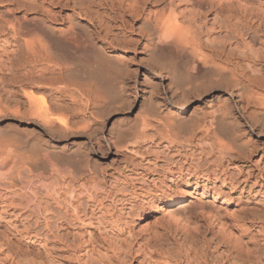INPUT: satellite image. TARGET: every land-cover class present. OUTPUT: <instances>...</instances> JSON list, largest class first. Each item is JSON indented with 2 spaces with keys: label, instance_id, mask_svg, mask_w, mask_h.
I'll return each mask as SVG.
<instances>
[{
  "label": "rangeland",
  "instance_id": "obj_1",
  "mask_svg": "<svg viewBox=\"0 0 264 264\" xmlns=\"http://www.w3.org/2000/svg\"><path fill=\"white\" fill-rule=\"evenodd\" d=\"M90 2L92 15H77L79 0H0V143L15 142L18 156L38 157L20 174L0 166V264H264V128L252 120L264 114V0L231 14L218 12L228 3L211 7L210 0ZM162 12L177 15L178 39L191 48L164 53L173 75L151 70L146 27L139 25ZM41 19L56 32L72 28V20L85 24L106 50L128 42L120 51L125 95L109 94L98 105L42 83L20 87L18 65L32 59L11 30L21 27L31 37ZM215 48H223L224 76L204 69ZM30 67L42 79V61ZM87 69L76 66V81L91 82ZM172 81L185 97L170 98ZM45 108L53 123L42 117ZM174 112L179 134L165 128ZM223 113L239 122L237 145L209 132ZM51 149L53 166L43 169ZM176 190L192 194L182 202L186 228L163 214L165 197ZM222 198L229 203L221 205ZM201 208L233 220L242 241L216 234L199 219ZM136 212L142 220L133 225Z\"/></svg>",
  "mask_w": 264,
  "mask_h": 264
},
{
  "label": "bare ground",
  "instance_id": "obj_2",
  "mask_svg": "<svg viewBox=\"0 0 264 264\" xmlns=\"http://www.w3.org/2000/svg\"><path fill=\"white\" fill-rule=\"evenodd\" d=\"M56 1L60 2V1H68V0H56ZM250 2L251 0H210L209 4L212 7L213 4H217L219 6L222 5V3L224 4L228 3L225 6L222 5L224 6V8L219 6L220 8H218L219 10L218 12L223 13L224 11L222 12L221 10L225 9V11H228L229 13L230 10L235 8L239 10L241 9L246 10ZM253 2L255 4V1ZM90 3H91L90 0H79V7L76 11L77 12L76 14L92 15L90 11V7H88L90 6ZM176 16L177 15H172L170 13L165 14V12L164 13L162 12L157 15L155 14L152 20H150V18L148 19L147 17L143 18V20L139 24L142 29L146 27V29L144 30L145 31L144 38L146 41L144 48L148 53V58L152 60V63L154 64L153 65L154 68L151 69L152 71L154 69H165V71H167L169 75L171 74L173 75L172 68L170 67L168 60L165 59L164 53L171 50L176 51L178 53L179 52L188 53L189 50L191 49L187 47V45L185 44L186 42L180 43L181 41L180 39H178L181 23ZM38 25L39 26L35 28L36 33L33 34V36L31 37H29L31 35L30 31L24 30L21 27H13L11 30L12 37L15 38L17 42H21L20 45L26 50L27 54H29V56L32 59V61L30 62L26 61L18 65V68L23 69V70L19 69L16 72V74L21 73L19 75L21 80L18 81L20 87L21 86L34 87L37 84L42 83V89L43 87H48L49 89L57 87L56 89L63 93H68L71 95L78 94L81 96L82 95L87 96L90 98V100H93L98 105H102L104 101L106 102L105 98H107L108 101L109 94L111 95L115 94L116 96H119L120 94L125 95L127 90L126 89L127 85H126V79H124L125 77H123V75L128 69L125 63L126 57L124 56V54L122 55L120 51L126 50L125 48H127L128 42L126 43L121 42L119 45H116L117 47L113 46L114 42L112 43L113 45L111 43H108L106 45L109 46L110 50L107 49L108 50L107 51L105 49L106 47L104 48V46L98 45V43L94 39L95 33L90 29V27L85 24H81L76 20H72V25H73L72 28L70 27L67 28L66 30L58 31V32H56L52 26L47 24L42 19L38 22ZM200 36H201L200 34H197L195 36L198 41L200 40ZM172 37H175L178 41L175 39L172 43L166 42V40ZM204 37L206 39L208 35L205 34L203 38ZM123 39L125 38L123 37ZM196 43L198 42L196 41ZM193 48L194 47H192V49ZM221 49L222 50H218L216 48L211 49L212 51L210 52V55L204 57L206 59L204 60L203 64L206 65L204 69L212 72H217L218 75L224 76L227 74L226 73L227 67L223 65L225 62H223L221 56L219 55L220 51L223 52V48ZM38 61L39 62L42 61V79L40 78L41 74L36 76L35 67H30V69L26 68V65L27 66L31 65L33 62L39 63ZM225 61H227V59ZM81 64H86L88 67L86 75L87 78L91 80V82L88 84H83V82L81 83L80 81H76V79L74 78L73 73L76 72L75 68L77 65H81ZM189 75L193 76L191 74ZM186 80H188V78ZM173 82L174 81L170 82L168 86V95L170 96V98L182 99L183 97H185L187 90L184 89L183 86H181L180 84ZM242 83H243L242 80L236 81V84L238 85V87H240L236 90L238 97L240 96L239 93L243 85ZM194 90H197V87H195ZM143 91H145V89ZM29 93L30 94H27V97L28 99H32L33 92L30 91ZM175 107L177 109H180L182 108V105L176 103ZM157 109L160 108L157 107ZM46 111L47 110L45 108V111L43 110L42 117L45 118L46 122L53 123L55 119L53 120L51 118H47L50 117V114L47 113ZM252 120H254L260 128H264V114L262 116H259V114L258 116L255 115V117ZM212 123L213 124L215 123L214 130L213 129L211 131L209 130L212 137L219 140L221 138L224 141L226 140L229 141L230 138L231 144L237 143V137L236 138L234 137V130H235L234 128L237 125H239V122L236 119H233V115L231 113H223L222 115L215 117ZM182 125L183 124H181L180 117L177 115L176 112H174L173 114L171 113L168 116V120L165 124V128L169 133L179 134L180 130L182 131L183 129ZM222 137H224L226 140L223 139ZM14 143L9 141H2L0 143V166L1 168L12 166L11 168V170H13L12 172H14V174L17 172L18 174L19 173L18 170L20 171L25 168H28L29 166L31 167V165L36 164L38 157L37 159H35L33 157L30 158V156L26 157L25 155L18 156L12 150L14 147H16L15 146L16 143L15 144ZM52 152H54V149H51V152L45 155L44 153L46 152L44 151L43 153L44 155L42 156L43 169L46 166L45 164L47 163L50 164V166L51 165L53 166V164H51L52 163L51 159L55 157L54 156L55 152L54 154H52ZM43 174L44 173H42V175ZM42 187L48 190L50 189L53 190L52 186L51 188L48 185L45 186L44 182H42ZM188 191L185 192L186 194H183V196H181L180 195L181 192L176 190L168 197H165L164 199V204H166L168 211L163 214L167 216V218L169 219L168 221H171L175 225H179L182 228H186L189 225H191L190 221L181 213L182 202L184 198L187 196L192 197L191 192ZM225 203H229V202H227L226 199L222 198L220 204L222 205ZM134 218L135 220L133 222L134 223L133 225L141 223L142 214L140 212H136ZM199 219L204 220L208 225L212 226L216 234L217 233L221 234V236L223 235L229 238V240H233L236 243L242 241V236L239 230V226L235 224L233 220L222 219L219 216L217 217L212 211H210V209L209 211L205 212L204 210H202V208L201 211L199 212Z\"/></svg>",
  "mask_w": 264,
  "mask_h": 264
}]
</instances>
